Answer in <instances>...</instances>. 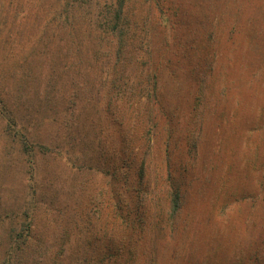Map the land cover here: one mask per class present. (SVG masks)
<instances>
[{
	"label": "rangeland",
	"instance_id": "obj_1",
	"mask_svg": "<svg viewBox=\"0 0 264 264\" xmlns=\"http://www.w3.org/2000/svg\"><path fill=\"white\" fill-rule=\"evenodd\" d=\"M57 1L0 0V260L12 242L10 264H93L89 253L126 235L104 177L86 165L72 178L60 156L81 169L119 149L120 134L100 110L104 91L81 85ZM122 3L113 35L126 39L137 83L156 74L159 95L148 137L163 176L136 264H264V0ZM167 171L182 196L172 223Z\"/></svg>",
	"mask_w": 264,
	"mask_h": 264
},
{
	"label": "trees",
	"instance_id": "obj_2",
	"mask_svg": "<svg viewBox=\"0 0 264 264\" xmlns=\"http://www.w3.org/2000/svg\"><path fill=\"white\" fill-rule=\"evenodd\" d=\"M59 1L63 2L58 14L64 19L66 43L69 47L74 46L75 52L81 57V85L93 84L104 91L100 110L104 114L110 112L113 125L120 134L119 149L99 155L100 160L94 159L95 156H87L81 162V169L77 167L79 162L76 158L65 152L60 154L72 178H77L86 165L89 170L104 177L110 189L113 218L127 230H124L126 235L123 242L115 238L111 241L113 247L105 245L98 254L89 253L87 260L93 264H118L121 261L136 264L147 247L146 229L154 218L158 198L156 181L163 176L162 170L155 176L157 171L153 170L151 159L153 145L148 137L155 124L153 107L159 105L157 77L149 70L141 73V80L138 82L141 84L138 87L137 74L128 71L132 64V60L127 57L130 47L124 37L117 35L115 39L113 35L117 30L116 21L112 23L113 12L115 6L120 11L122 0L119 4L118 0H98L95 7L92 5L95 0H58V4ZM116 16L119 14H115L117 19ZM138 59L135 58V62ZM139 62L142 64L140 59ZM196 74L194 71L192 77ZM85 89L83 87L84 93ZM142 98L147 102L144 104L147 119H143L141 111L137 112V109L140 110L137 105ZM86 100L88 96L84 94L82 101ZM96 109L98 111V107ZM141 116L144 128L139 125L141 121L138 119ZM127 128L130 129L128 137L124 134L128 131ZM139 134L141 135L138 136ZM262 164L264 167V160ZM166 176L167 218L172 223L181 209L182 196L179 187L172 183L171 172L167 171ZM260 183H264V176L260 178ZM39 242L40 237L30 230V243ZM6 248L7 254L0 260V264H10L16 251L12 242ZM32 248L34 247L30 246ZM58 255L60 254L57 253ZM57 260L49 259L54 263Z\"/></svg>",
	"mask_w": 264,
	"mask_h": 264
}]
</instances>
